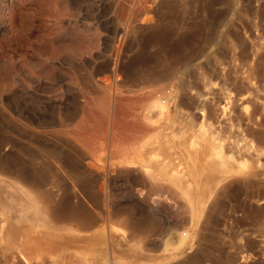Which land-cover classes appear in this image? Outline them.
<instances>
[{
	"label": "rangeland",
	"instance_id": "374dc122",
	"mask_svg": "<svg viewBox=\"0 0 264 264\" xmlns=\"http://www.w3.org/2000/svg\"><path fill=\"white\" fill-rule=\"evenodd\" d=\"M250 170L264 0H0V264H264Z\"/></svg>",
	"mask_w": 264,
	"mask_h": 264
},
{
	"label": "bare ground",
	"instance_id": "6f19581e",
	"mask_svg": "<svg viewBox=\"0 0 264 264\" xmlns=\"http://www.w3.org/2000/svg\"><path fill=\"white\" fill-rule=\"evenodd\" d=\"M215 114V113H214ZM260 140V139H259ZM256 162V161H255ZM225 164V163H224ZM229 165V164H228ZM257 165V164H256ZM260 167V166H259ZM250 174L249 175H251V176H253V177H260L261 175H263L264 173H262L261 171H257V170H250V172H249ZM264 176V175H263ZM263 176H261V178L263 177ZM29 195V194H28ZM31 198H32V195H31ZM33 200H35L34 198H33ZM32 202H34V201H32ZM66 203V202H65ZM36 204H37V202H36ZM23 206V205H22ZM40 206V205H39ZM59 206V205H58ZM61 206V205H60ZM38 208V207H37ZM58 208V207H57ZM41 209V208H40ZM60 209V208H59ZM55 210H57L56 208H55ZM19 211H22V209L20 210V209H18V210H15V212H19ZM43 211V210H42ZM37 212V211H36ZM41 212V211H40ZM39 212V213H40ZM45 212H47V211H45ZM45 214V213H44ZM57 214V213H56ZM10 215H13V213H11ZM48 215V214H47ZM46 215V216H47ZM50 215H51V213H50ZM41 216V215H40ZM42 216H43V214H42ZM45 216V215H44ZM30 218V217H29ZM14 219H16V226H19L20 227V225H22V223L23 222H18V218L17 217H14ZM31 219V218H30ZM39 219V218H38ZM42 219H43V217H42ZM32 221V220H31ZM31 221H29V219H27L24 223H31ZM37 222V221H36ZM13 223H15V222H13ZM39 224V223H38ZM18 227V228H19ZM17 228V229H18ZM54 228V227H53ZM54 229H56V228H54ZM20 241H22V242H24L25 240H26V244L28 245V247L30 246H32V245H34V242L32 241V239H31V237L28 235V234H24V235H21L20 236ZM52 239V238H51ZM35 241V240H34ZM50 242H51V244L52 243H54V239H52V240H50ZM25 244V243H24ZM37 244H38V242H37ZM48 244V243H47ZM63 244V243H62ZM21 245H23V243L21 244ZM42 245H45V244H42ZM49 245V244H48ZM61 245V244H60ZM52 246V245H51ZM57 246V245H56ZM39 247H41V246H39ZM47 247V246H46ZM23 248V247H22ZM49 248H50V246H49ZM48 248V249H49ZM59 248V247H58ZM18 249V248H17ZM52 249H53V247H52ZM51 250V249H50ZM31 253V252H30ZM63 255V254H62ZM65 256V255H64ZM58 257V256H57ZM61 258H62V256H61ZM52 259H54V258H52ZM34 264V263H33Z\"/></svg>",
	"mask_w": 264,
	"mask_h": 264
}]
</instances>
